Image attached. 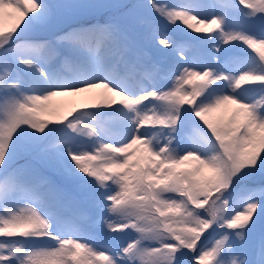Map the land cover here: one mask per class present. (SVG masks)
<instances>
[{"label": "snow or ice", "instance_id": "6c2138e0", "mask_svg": "<svg viewBox=\"0 0 264 264\" xmlns=\"http://www.w3.org/2000/svg\"><path fill=\"white\" fill-rule=\"evenodd\" d=\"M0 264H264V0H0Z\"/></svg>", "mask_w": 264, "mask_h": 264}, {"label": "bare ground", "instance_id": "6f19581e", "mask_svg": "<svg viewBox=\"0 0 264 264\" xmlns=\"http://www.w3.org/2000/svg\"><path fill=\"white\" fill-rule=\"evenodd\" d=\"M63 99H65V98H55V103H60Z\"/></svg>", "mask_w": 264, "mask_h": 264}, {"label": "rangeland", "instance_id": "374dc122", "mask_svg": "<svg viewBox=\"0 0 264 264\" xmlns=\"http://www.w3.org/2000/svg\"><path fill=\"white\" fill-rule=\"evenodd\" d=\"M187 31V30H186ZM192 35H198V34H196V33H192Z\"/></svg>", "mask_w": 264, "mask_h": 264}]
</instances>
